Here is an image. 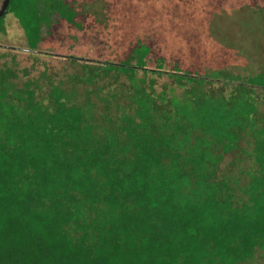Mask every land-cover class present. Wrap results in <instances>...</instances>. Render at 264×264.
I'll use <instances>...</instances> for the list:
<instances>
[{
	"label": "trees",
	"instance_id": "1",
	"mask_svg": "<svg viewBox=\"0 0 264 264\" xmlns=\"http://www.w3.org/2000/svg\"><path fill=\"white\" fill-rule=\"evenodd\" d=\"M152 7L143 14L165 18ZM183 8L172 15L180 23L166 19L178 24L175 38L189 57L200 48L208 57L205 20ZM86 10L76 0H11L0 35L13 13L25 50L42 53L46 34L63 21L82 28ZM148 30L121 38L126 58L80 63L70 90L0 69V264L264 259V72L199 65L203 56L149 69ZM161 78L169 83L158 91ZM79 85L96 100H78Z\"/></svg>",
	"mask_w": 264,
	"mask_h": 264
},
{
	"label": "rangeland",
	"instance_id": "2",
	"mask_svg": "<svg viewBox=\"0 0 264 264\" xmlns=\"http://www.w3.org/2000/svg\"><path fill=\"white\" fill-rule=\"evenodd\" d=\"M76 1L79 6L83 5L87 9V14L77 20L84 21L82 28L66 21L59 23L54 32L46 34L45 40L39 44L38 50L42 53L33 54L25 50L27 41L20 23L13 13H8L5 17L6 33L0 35V69H14L19 75V80L33 79L42 85L49 81L56 83L64 81V88L70 90L73 88L72 76L81 72L80 63L84 60L115 61L126 58L129 49H126L127 44L120 43L121 38L133 32L146 33V29H149L148 34L154 39L153 49L148 57L149 69H155L160 58H165L164 67L168 70L177 63L183 67H185L184 62L190 65L192 57L197 64L201 58L197 56H203L204 49L200 48L189 57L190 55L188 56L182 47L183 42L175 38L176 33L180 31L178 24H171L173 21L166 20L169 16H175L173 14L176 10L175 6H179L187 9L184 18L191 16L195 20L202 17V20H205L204 26H208L205 28L209 36L206 40L212 45V49L208 57L203 56L199 65L205 61L206 66H213L219 60L230 64V68L236 74L243 76L264 72V0ZM90 4H93L91 8ZM110 5L112 6L109 7ZM148 5L153 6V9L161 10L165 16L162 19L165 20L162 21L160 16H155L154 12L152 15L147 13L144 15V8ZM136 6L140 7L138 8L139 25L133 29L128 18L134 19ZM104 7L113 10L112 15L108 8ZM173 16L170 19L179 21V18ZM145 24L146 27L143 26ZM125 43L128 41L126 40ZM183 51L185 52L182 53ZM71 57L80 58L79 64L72 63ZM123 80L128 81L126 77ZM167 82V78H161L156 85L157 90H163ZM88 90L86 86L79 85L75 90L77 99L95 101L96 94L93 92L90 94ZM230 158L231 156H228L227 161ZM250 264H264V259L258 253Z\"/></svg>",
	"mask_w": 264,
	"mask_h": 264
},
{
	"label": "water",
	"instance_id": "3",
	"mask_svg": "<svg viewBox=\"0 0 264 264\" xmlns=\"http://www.w3.org/2000/svg\"><path fill=\"white\" fill-rule=\"evenodd\" d=\"M11 0H2L0 5V19L6 14Z\"/></svg>",
	"mask_w": 264,
	"mask_h": 264
},
{
	"label": "crops",
	"instance_id": "4",
	"mask_svg": "<svg viewBox=\"0 0 264 264\" xmlns=\"http://www.w3.org/2000/svg\"><path fill=\"white\" fill-rule=\"evenodd\" d=\"M18 20V19H17ZM19 22V21H18ZM21 26V25H20ZM22 28V27H21ZM23 30V29H22ZM23 32H24V30H23Z\"/></svg>",
	"mask_w": 264,
	"mask_h": 264
}]
</instances>
